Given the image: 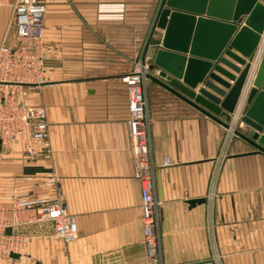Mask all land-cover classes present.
<instances>
[{"label": "crops", "instance_id": "1", "mask_svg": "<svg viewBox=\"0 0 264 264\" xmlns=\"http://www.w3.org/2000/svg\"><path fill=\"white\" fill-rule=\"evenodd\" d=\"M162 2L45 0V81L25 86L23 103L45 109L50 153L27 161L20 140L0 144V205L17 188L59 194L78 236L63 245L50 224L28 226L23 252L0 264H98L104 253L147 264L122 79L143 55L152 64ZM9 16L1 5L0 43L13 46ZM146 95L163 262L264 264V154L149 78ZM48 177L56 185L35 187Z\"/></svg>", "mask_w": 264, "mask_h": 264}, {"label": "built area", "instance_id": "2", "mask_svg": "<svg viewBox=\"0 0 264 264\" xmlns=\"http://www.w3.org/2000/svg\"><path fill=\"white\" fill-rule=\"evenodd\" d=\"M1 5L10 6L8 26L15 28V45L0 43V144L6 147L20 140L25 159L35 161L50 153L47 116L42 106H27L23 103V88L40 86L45 81L41 66L44 58L45 0H0ZM262 53L264 44L256 51L227 129L228 138L235 136V131L244 125L241 118ZM146 57L143 55L137 59L130 73L122 80L127 87L128 126L133 141V176L140 185L142 244L147 264H165L162 260L159 230L161 203L155 196L151 120L146 95L147 80L152 70L149 69ZM164 165L169 166L171 163L166 160ZM56 183L55 178L48 177L39 181L35 187L53 186ZM4 199L5 205H0V259L23 252L30 239V236L20 232L23 227L50 224L55 242L67 245L76 240V219L67 212L59 194L30 197L23 188H17ZM99 257L98 264H124L116 253H104Z\"/></svg>", "mask_w": 264, "mask_h": 264}, {"label": "water", "instance_id": "3", "mask_svg": "<svg viewBox=\"0 0 264 264\" xmlns=\"http://www.w3.org/2000/svg\"><path fill=\"white\" fill-rule=\"evenodd\" d=\"M155 27L163 35L152 42L157 74L148 78L227 129L264 44V0H163ZM246 103L247 130L234 134L264 154V53Z\"/></svg>", "mask_w": 264, "mask_h": 264}, {"label": "rangeland", "instance_id": "4", "mask_svg": "<svg viewBox=\"0 0 264 264\" xmlns=\"http://www.w3.org/2000/svg\"><path fill=\"white\" fill-rule=\"evenodd\" d=\"M229 123H230V122H229ZM229 123H228V124H229ZM227 129H228V128H227ZM227 129H226V130H227ZM238 131H239V132H243V127L238 128ZM236 137H237V136H236ZM24 228H26V227H23L22 229H24ZM22 229H21V230H22ZM21 230H20V232H21ZM21 233H23V232H21ZM26 244H27V243H26Z\"/></svg>", "mask_w": 264, "mask_h": 264}]
</instances>
